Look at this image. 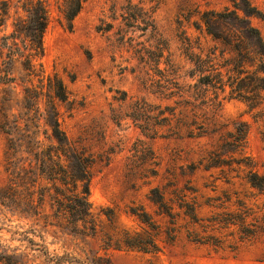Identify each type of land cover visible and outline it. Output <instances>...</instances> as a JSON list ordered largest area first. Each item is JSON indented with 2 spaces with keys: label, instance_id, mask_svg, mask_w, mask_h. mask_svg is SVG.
Listing matches in <instances>:
<instances>
[{
  "label": "trees",
  "instance_id": "obj_1",
  "mask_svg": "<svg viewBox=\"0 0 264 264\" xmlns=\"http://www.w3.org/2000/svg\"><path fill=\"white\" fill-rule=\"evenodd\" d=\"M87 0H63L60 11L69 28ZM232 8L206 10L200 14L194 29L220 44L223 62L216 67L214 52L204 51L198 41L185 30L179 34L182 54L191 67L179 74L180 66L168 54L165 67L160 68L168 47L162 39L155 45L132 44V33L155 28L154 10L125 0L119 12L110 7L107 22L100 19L98 32H111L118 21L119 44L127 43L130 51L145 71L147 86L152 93L173 104L153 105L145 97H128L115 91L113 100L119 105L129 101L124 114L111 109V118L120 124L130 119L152 136L157 129L170 124L172 134L185 133L189 137L205 132L203 107L217 98L216 90L230 97L244 100L249 107L264 99V38L252 19L264 23V12L250 0H230ZM49 22L45 0H0V134L3 136L2 169L5 182L0 185V205L25 217L42 220L45 224L61 227L73 233L95 236L102 223L90 201L91 167L94 158L75 145L61 127L58 105L68 102V91L57 74L46 75L40 59L43 55V35ZM141 44V43H140ZM196 44V45H195ZM222 68V69H220ZM147 82V84H146ZM214 89V96L210 90ZM229 139L208 152L199 164L204 169L225 164L223 155L236 153V169L248 168L246 183L264 193V175L253 170L252 162L244 155L248 126L239 122ZM246 159V160H245ZM227 182L230 178L227 176ZM192 185L173 188L171 192L154 187L150 199L158 211L169 218L166 234L169 242L184 228L193 241L223 246H237L264 233V215L253 206L237 198L235 208L224 206L223 211L200 217L201 203ZM230 201V200H229ZM132 214L145 225L141 231L121 227L113 211L106 218L110 231L104 233L107 246L136 248L143 252L159 250L157 237L160 226L143 208L132 209ZM183 220V222L180 221ZM236 235V236H235ZM232 236L231 238H228ZM0 261L11 264L9 255L0 254ZM108 264V263H107Z\"/></svg>",
  "mask_w": 264,
  "mask_h": 264
},
{
  "label": "rangeland",
  "instance_id": "obj_2",
  "mask_svg": "<svg viewBox=\"0 0 264 264\" xmlns=\"http://www.w3.org/2000/svg\"><path fill=\"white\" fill-rule=\"evenodd\" d=\"M45 1L49 22L43 35L40 62L46 75L57 73L66 85L68 102L58 105L61 127L71 142L94 158L90 201L94 211L100 213L102 223L95 236L88 232L73 233L0 205V254L9 255L11 264H264V233L238 242L237 246H229L235 245L231 243L219 246L193 241L182 228L175 240L169 242L165 231L170 225L169 218L159 213L149 197L154 187L168 195L173 188L192 185L201 203L200 217L223 211L224 206L235 208L233 203L237 198L244 199L263 216L264 193L246 183L244 176L248 168L242 166L244 170L238 172L229 169L230 166L236 169L235 162L226 164L238 158L236 153L224 154L225 164L210 169H204L199 162L224 138L229 139V133L239 122H245L248 131L244 155L254 165L253 170L264 175V99L251 108L244 100L230 97L228 89L225 92L217 89V98L203 107V116L198 118L205 123L201 136L172 134L170 128L175 125V119L159 127L154 136L128 118L118 124L111 118V109L124 114L129 101L119 105L113 100L116 90L128 97H145L153 105L173 104L145 86L143 67L126 50L127 43L116 41L113 32L119 20L114 21L111 32L96 30L100 19L112 21L110 7L114 6L118 13L125 0H87L71 28L60 11L63 0ZM131 1L154 10L155 28L143 33L136 30L131 35L133 45L139 42L137 46H152L158 39L166 43L168 52H164L160 68L165 67L168 54L180 66L179 74L191 67L181 53L182 30L193 38L200 36L198 41L204 51L214 52L216 67L228 56L222 58L220 44L200 34L193 25L200 21L203 11L232 8L230 0ZM250 1L264 12V0ZM252 23L264 38V23L256 18ZM209 92L213 97L214 89ZM3 142L0 134V185L5 182ZM134 208L139 211L143 208L160 226L158 251L143 252L105 244L104 233L110 231L106 215L110 210L121 227L132 231L145 227L132 214Z\"/></svg>",
  "mask_w": 264,
  "mask_h": 264
}]
</instances>
